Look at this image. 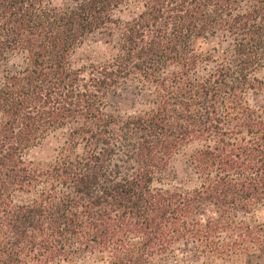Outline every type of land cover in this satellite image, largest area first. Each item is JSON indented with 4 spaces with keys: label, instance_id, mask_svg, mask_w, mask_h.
<instances>
[{
    "label": "trees",
    "instance_id": "16d2710c",
    "mask_svg": "<svg viewBox=\"0 0 264 264\" xmlns=\"http://www.w3.org/2000/svg\"><path fill=\"white\" fill-rule=\"evenodd\" d=\"M258 257L264 0H0V264Z\"/></svg>",
    "mask_w": 264,
    "mask_h": 264
},
{
    "label": "rangeland",
    "instance_id": "374dc122",
    "mask_svg": "<svg viewBox=\"0 0 264 264\" xmlns=\"http://www.w3.org/2000/svg\"><path fill=\"white\" fill-rule=\"evenodd\" d=\"M56 3H65L68 0H54ZM128 12L122 11L116 14L117 17L121 19L128 18ZM107 36L104 31L95 32L89 35L85 41L84 48H96L97 44L103 42ZM197 48L205 55L216 56V51H219L224 47L221 43L219 37L207 36L200 39L197 44ZM110 104L116 108L120 113H132L141 108L140 99L136 94V89L133 84H128L111 94L109 98ZM52 142H47L39 148H36L31 153V158L36 161H46L52 154ZM180 165L177 167V177L180 180L183 178V172L179 169ZM251 262L253 264H264V257L252 258Z\"/></svg>",
    "mask_w": 264,
    "mask_h": 264
}]
</instances>
